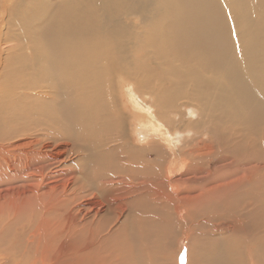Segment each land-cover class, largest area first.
<instances>
[{
    "label": "bare ground",
    "instance_id": "obj_1",
    "mask_svg": "<svg viewBox=\"0 0 264 264\" xmlns=\"http://www.w3.org/2000/svg\"><path fill=\"white\" fill-rule=\"evenodd\" d=\"M0 190V264H264V0H0Z\"/></svg>",
    "mask_w": 264,
    "mask_h": 264
},
{
    "label": "rangeland",
    "instance_id": "obj_2",
    "mask_svg": "<svg viewBox=\"0 0 264 264\" xmlns=\"http://www.w3.org/2000/svg\"><path fill=\"white\" fill-rule=\"evenodd\" d=\"M195 112V111H194ZM193 112V114H195ZM134 118H136L137 119V121L139 122V120L141 119V117H137V116H134ZM130 119H132V118H130ZM136 119H135V121H136ZM136 121V122H137ZM141 133H140V131H139V127H137L136 128V130H135V140H136V144H137V142L138 143H142L143 142V137L140 135ZM191 176L193 177V174H191ZM232 176H230L228 179H230ZM192 180H194V177H193V179ZM2 192L3 191H6V188H5V186H2ZM1 191V190H0ZM241 191V190H240ZM240 205H242V204H240V202H239V208H240ZM180 211V210H179ZM182 211V210H181ZM182 213V215H183V212H180V214ZM229 218V217H228ZM12 219V217H9V220H11ZM179 220H180V218H178ZM181 221V220H180ZM179 224H183V222L181 221V222H179ZM6 224H5V227H4V237H5V242H4V244H5V246L7 247V246H9L10 245V243H11V241H12V237H13V232L12 233H9L7 230H6ZM176 230V229H175ZM184 231H185V229H184ZM184 231L182 232V231H179L178 230V233L176 234V235H173L172 237H170L169 238V240L171 241L170 243H169V246L170 247H168L166 244H164L165 245V249H167V250H170L168 253H165L166 251H164L165 249H161V250H159V256H163V255H165V254H170L171 256L172 255H175L174 257L176 258V259H178L179 258V260H176V259H174V264H177V263H179V264H184L183 262H185V258H187L186 257V255H185V253L187 254V250H186V245H187V238H186V235H185V233H184ZM178 237V238H177ZM192 238H193V236H192ZM174 239V240H173ZM182 240V242H180ZM193 240H194V238H193ZM192 240V241H193ZM175 242V243H174ZM180 242V243H179ZM175 248H174V247ZM181 246V247H180ZM172 247V248H171ZM162 248V247H161ZM181 249V251L180 250H178V249ZM177 249V250H176ZM185 251V252H184ZM172 252V253H171ZM175 252V253H174ZM180 252V253H179ZM181 252H182V254H184V258H183V255H181ZM184 252V253H183ZM181 255V256H180ZM185 259V260H184ZM178 261V262H177ZM182 261V262H181Z\"/></svg>",
    "mask_w": 264,
    "mask_h": 264
}]
</instances>
